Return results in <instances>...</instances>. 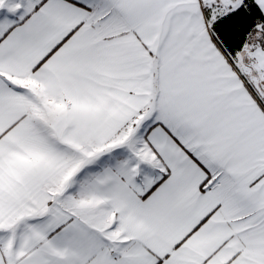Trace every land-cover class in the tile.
<instances>
[{
  "label": "snow or ice",
  "instance_id": "6c2138e0",
  "mask_svg": "<svg viewBox=\"0 0 264 264\" xmlns=\"http://www.w3.org/2000/svg\"><path fill=\"white\" fill-rule=\"evenodd\" d=\"M0 264H264V0H0Z\"/></svg>",
  "mask_w": 264,
  "mask_h": 264
}]
</instances>
